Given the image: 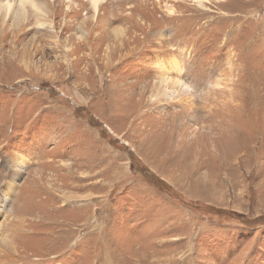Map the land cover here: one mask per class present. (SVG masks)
I'll list each match as a JSON object with an SVG mask.
<instances>
[{"label":"rangeland","instance_id":"rangeland-1","mask_svg":"<svg viewBox=\"0 0 264 264\" xmlns=\"http://www.w3.org/2000/svg\"><path fill=\"white\" fill-rule=\"evenodd\" d=\"M35 1L0 0V264H264V0Z\"/></svg>","mask_w":264,"mask_h":264},{"label":"bare ground","instance_id":"bare-ground-1","mask_svg":"<svg viewBox=\"0 0 264 264\" xmlns=\"http://www.w3.org/2000/svg\"><path fill=\"white\" fill-rule=\"evenodd\" d=\"M15 2H17L18 4H19V6H21V9H23V7H25L28 3H30V4H33V6L34 7H36L37 6V3H36V1L35 0H14ZM102 0H95V9H97L98 7V4L101 2ZM2 3V2H1ZM13 4H11V2L9 1V2H7L6 4H3V6H6V7H8V8H10L11 9V6H12ZM10 9H7V10H10ZM24 12V11H23ZM165 82H167V80L165 79L164 80ZM176 81H178V80H176ZM172 83H174V82H172ZM220 86V85H219ZM185 91L186 92H188V89L186 88L185 89ZM193 111V110H192ZM2 199V197H0V200ZM14 251H16V252H18L16 249H14ZM5 257H6V255H5Z\"/></svg>","mask_w":264,"mask_h":264}]
</instances>
